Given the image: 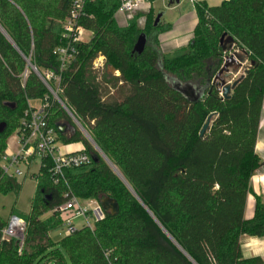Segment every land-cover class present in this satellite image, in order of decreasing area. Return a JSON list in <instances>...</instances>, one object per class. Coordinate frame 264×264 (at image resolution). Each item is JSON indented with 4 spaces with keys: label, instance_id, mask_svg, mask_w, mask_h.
<instances>
[{
    "label": "trees",
    "instance_id": "obj_1",
    "mask_svg": "<svg viewBox=\"0 0 264 264\" xmlns=\"http://www.w3.org/2000/svg\"><path fill=\"white\" fill-rule=\"evenodd\" d=\"M71 5L0 0V125H7L0 133V194L21 193L18 180L4 174L2 158L28 101L49 96L28 61L42 74L58 71L54 50ZM118 7L117 0L86 6L81 23L93 37L78 47L58 95L125 182L77 128L59 132L58 125L72 120L54 103L50 127L65 145L85 144L91 163L66 171L65 182L54 185L51 163L44 161L34 176L38 190L24 219L21 253L16 239H2L8 223L0 217V264H67L65 256L73 264H110L107 252L112 264H264L244 258L241 244L244 236L264 237V200L256 197L254 216L245 219L252 178L262 166L256 144L264 106V0L196 4L193 38L172 57L162 52L165 30L161 22L154 26L153 9L142 30L140 16L120 26ZM142 34L148 42L138 55L133 50ZM231 54L248 64L247 74L225 99L217 77ZM100 57L104 65L96 69ZM167 78L194 85L202 98L189 102ZM68 192L83 201L110 198L119 212L106 213L94 231L81 229L55 243L50 234L62 223L54 210ZM45 210L52 215L43 219Z\"/></svg>",
    "mask_w": 264,
    "mask_h": 264
},
{
    "label": "built area",
    "instance_id": "obj_2",
    "mask_svg": "<svg viewBox=\"0 0 264 264\" xmlns=\"http://www.w3.org/2000/svg\"><path fill=\"white\" fill-rule=\"evenodd\" d=\"M94 1L72 0L69 15L62 22V44L54 50V55L60 63L58 71H45L42 74L37 69L35 72L30 67L48 90L52 102L49 101V96L43 102L28 101V106L17 131L16 144L18 151L12 153L6 151L2 158V170L9 178L17 179L23 176L24 172L21 165L30 169L39 159L40 170L44 161L48 160L51 163V180L54 185H59L65 182L66 171L88 166L91 163L87 149L82 143L79 149L69 150L75 144L65 145L60 141L56 130L49 125V116L54 103L59 104L64 109V103L58 95L61 91L62 75L76 58L78 47L89 42L84 39V35L90 31L85 29L81 21L85 16L86 6ZM117 2L119 7L116 18L121 20L120 26L122 27L129 26V23L136 16H140L139 23L143 22L153 9L151 0H117ZM103 65L104 58L100 57L94 66L99 69ZM64 196V203L56 207L54 213L58 214L62 226L66 229L65 236L85 228L94 231L96 223L105 216L101 204L95 200L83 201L69 192ZM77 222H80V225H77ZM26 231V221L23 218L14 216L3 230L2 239H16L21 253ZM105 257L112 264L109 252L105 253Z\"/></svg>",
    "mask_w": 264,
    "mask_h": 264
},
{
    "label": "rangeland",
    "instance_id": "obj_3",
    "mask_svg": "<svg viewBox=\"0 0 264 264\" xmlns=\"http://www.w3.org/2000/svg\"><path fill=\"white\" fill-rule=\"evenodd\" d=\"M223 1L224 0H179V3H174L170 5L169 0H158L153 3V11L155 15L152 13V16L153 19L156 20V17L161 15V23L163 25L162 28H172L171 30L173 35L176 33L179 34V32L185 31L186 28L190 27L191 21L195 17L196 4L205 3L209 7H216L221 5ZM146 21L147 20L145 18L143 22L138 24L140 29L144 30L146 28ZM118 23L119 25L121 24L120 19L118 20ZM92 37L93 34L91 32H86L84 35V39L86 41H90ZM177 54L178 52L176 54L171 55V57ZM238 54L241 53L239 52ZM244 64L248 66L247 63ZM109 69L108 71L110 72ZM231 72L232 73L227 76V82H231L240 78L244 74L245 69L241 70V74L235 71L233 72V70H231ZM115 73H117V71ZM64 126L67 130H70L71 127H75L81 132L80 128L74 123L73 120L72 124L65 122ZM16 137L17 131L13 132L9 136L6 151L11 153L18 151ZM85 138L91 144V142L86 136ZM83 145L85 146V144ZM85 148L87 149L86 146ZM39 162L40 160L37 159L36 162L31 166L32 168L30 169L26 168L24 165H21V169L23 170L24 174L23 176L17 178L18 182L22 185V191L19 195H16L14 193H10L8 195L0 194V217L3 219L4 222L8 223L9 220H11V218L14 216L23 219L29 217L32 210V204L38 190V182L34 175L38 174ZM51 215L52 213H48V211L46 210L42 211L43 219L49 218ZM76 224L80 225V222H77ZM65 234L66 229L61 226L57 231L51 232L50 237L55 243H58L65 236ZM65 257L67 264H73L67 256Z\"/></svg>",
    "mask_w": 264,
    "mask_h": 264
},
{
    "label": "water",
    "instance_id": "obj_4",
    "mask_svg": "<svg viewBox=\"0 0 264 264\" xmlns=\"http://www.w3.org/2000/svg\"><path fill=\"white\" fill-rule=\"evenodd\" d=\"M169 3H170V5L174 4V3H179V0H169ZM161 17H162L161 15L156 17V20H155V23H154L155 27H157L159 25V23L161 22ZM2 32H3V30H2ZM147 42H148L147 36L145 34H142L138 38V40H137V42L135 44L133 52L138 54V55H141L146 49ZM225 44H229L228 50L232 51L233 48H234V39L232 37H229L225 41ZM224 50H227V48L224 47ZM243 63H244V61L240 57H238L237 54H231V56H229L226 59L225 64H224L222 70L220 71V73H219V75L217 77L218 80H219V84L221 86V91H222L223 98L229 99L232 90L237 86V84L239 83V81L241 79L240 78L239 80H236L234 83L227 84V76L232 73L231 70H233V72L234 71L238 72L243 67ZM28 64L36 72V68L29 61H28ZM115 72H116L115 69L113 67H111L110 68V73H115ZM245 74H247V71L245 72ZM167 80L172 84L173 88L177 92H179L183 97H185L189 102L195 103V102H198L202 98V90L198 89L194 85L183 84V83H181V82H179L177 80L170 79V78H167ZM63 107H64V110L66 111V113L69 115V117L80 128V130L84 134V136H86L89 139V141L94 146L96 151L108 162V164L113 168V170L118 174V176L125 182V180L122 177V175L117 171V169L113 166V164L107 159V157L103 154V152L94 143L92 138L85 131V129L81 126V124L78 122V120L73 115V113L65 106V104H63ZM210 121H211V118L208 119L206 125L203 127V129L201 131V136H203L207 132V130L209 129ZM6 127H7V125L5 123L1 124L0 125V133H3L6 130ZM57 128H58V130H59V132L61 134L68 133V130L66 129L64 124L58 125ZM72 130H73V127H71V131ZM127 186L129 187L128 184H127ZM129 189L132 191V189L130 187H129ZM100 204H101V207H102L103 211L105 212V214L106 213H111L112 215H116L119 212L118 203L116 201L110 199V198H106V199L100 201ZM164 232L167 234L166 231H164ZM168 237L174 242V244L178 248H180L179 245L169 235H168ZM180 250L185 254L186 257H188L190 259V257L181 248H180Z\"/></svg>",
    "mask_w": 264,
    "mask_h": 264
},
{
    "label": "crops",
    "instance_id": "obj_5",
    "mask_svg": "<svg viewBox=\"0 0 264 264\" xmlns=\"http://www.w3.org/2000/svg\"><path fill=\"white\" fill-rule=\"evenodd\" d=\"M197 23H198V18L195 11V17L191 21L190 27L186 28L185 31H181L179 32V34L176 33L173 35L171 30L172 28L164 27L163 30L165 31L160 35L159 38L162 52L165 55L171 56L179 52V50H181L182 48L188 46V44L193 38V32ZM246 68L247 66L243 63V67L237 73L241 74V70H244ZM109 74L115 77H118L120 75L119 72L117 73L109 72ZM227 84H231L230 81H228ZM68 132H71V129L68 130ZM80 145L81 143H75V145L69 148V150H77L80 148ZM256 154L260 158L262 166L252 178L253 194L249 196L247 201V206L245 210L246 220H251L254 216L256 197H260L262 200H264V106H263V114L259 128L258 138H257ZM241 244H242V253L244 258L249 259V258L260 257L264 261V237L253 238V237L244 236L242 237Z\"/></svg>",
    "mask_w": 264,
    "mask_h": 264
}]
</instances>
